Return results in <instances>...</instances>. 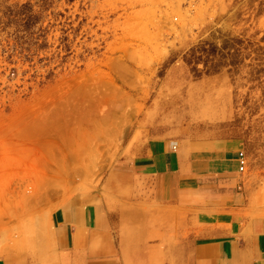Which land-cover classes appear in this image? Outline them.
<instances>
[{
    "label": "rangeland",
    "instance_id": "1",
    "mask_svg": "<svg viewBox=\"0 0 264 264\" xmlns=\"http://www.w3.org/2000/svg\"><path fill=\"white\" fill-rule=\"evenodd\" d=\"M169 133L237 145L264 215V0H0V258L45 263Z\"/></svg>",
    "mask_w": 264,
    "mask_h": 264
},
{
    "label": "crops",
    "instance_id": "2",
    "mask_svg": "<svg viewBox=\"0 0 264 264\" xmlns=\"http://www.w3.org/2000/svg\"><path fill=\"white\" fill-rule=\"evenodd\" d=\"M239 153L219 137H153L126 164L123 197L63 211L39 264H264V215L244 190Z\"/></svg>",
    "mask_w": 264,
    "mask_h": 264
},
{
    "label": "built area",
    "instance_id": "3",
    "mask_svg": "<svg viewBox=\"0 0 264 264\" xmlns=\"http://www.w3.org/2000/svg\"><path fill=\"white\" fill-rule=\"evenodd\" d=\"M238 162H239V171L242 172L247 165L246 159L243 153H239Z\"/></svg>",
    "mask_w": 264,
    "mask_h": 264
}]
</instances>
